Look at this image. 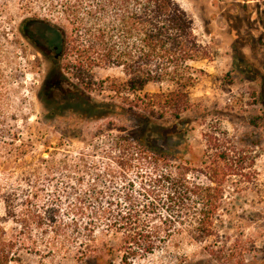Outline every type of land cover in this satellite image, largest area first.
I'll return each instance as SVG.
<instances>
[{"label":"trees","instance_id":"16d2710c","mask_svg":"<svg viewBox=\"0 0 264 264\" xmlns=\"http://www.w3.org/2000/svg\"><path fill=\"white\" fill-rule=\"evenodd\" d=\"M45 1L57 21L35 15L23 25L53 61L71 57L69 69L82 79L96 68H119L122 78L106 79L115 93L142 92L151 83L159 91L137 97L135 128L112 124L116 133L102 167L42 158L43 171L29 166L25 145L8 123L7 93L0 92V264H61L72 253L77 264H114L116 258L135 264L183 234L198 243L214 240L204 247L207 263L264 264L256 252L245 258L250 249L242 238L230 241L217 231L224 226L221 186L232 174L228 153L209 157L203 185L188 176L190 163L146 137L154 117L165 120L169 112L179 120L190 104L197 72L190 63L206 58L192 16L177 0ZM4 82L1 74L0 89ZM55 86L44 89L52 110L59 105ZM86 100L87 112L100 110L99 102Z\"/></svg>","mask_w":264,"mask_h":264},{"label":"rangeland","instance_id":"374dc122","mask_svg":"<svg viewBox=\"0 0 264 264\" xmlns=\"http://www.w3.org/2000/svg\"><path fill=\"white\" fill-rule=\"evenodd\" d=\"M177 2L192 16L206 58L190 63L197 70L196 81L188 88L190 104L181 118L174 120L169 112L165 120L154 117L146 137L190 163L188 176L203 185L209 183V157L228 153L232 174L221 186L224 226L217 231L230 241H246L250 252L245 258L250 261L254 252L264 256V0ZM49 8L45 0H0V75L5 81L0 92L7 93L8 123L20 135L31 168L43 171L42 158L59 164L96 161L100 168L110 135L116 133L110 130L112 124L127 131L135 128L140 111L134 102L142 93H157L159 86L115 93L106 79L122 78L119 68H96L82 79L69 69L71 57L53 61L41 42L26 37L30 28L23 25L35 15L55 20ZM48 83L58 84L53 90L59 104L55 110L44 94ZM86 97L99 102L95 114L87 112ZM110 104L116 105L114 112ZM202 159L207 162L200 166ZM213 242L178 235L135 264H213L204 261V247ZM72 256L61 264H77ZM118 262L116 258L114 264Z\"/></svg>","mask_w":264,"mask_h":264},{"label":"water","instance_id":"95a60500","mask_svg":"<svg viewBox=\"0 0 264 264\" xmlns=\"http://www.w3.org/2000/svg\"><path fill=\"white\" fill-rule=\"evenodd\" d=\"M55 57H57V54L55 55ZM181 126H183L184 125V122H181V123H179Z\"/></svg>","mask_w":264,"mask_h":264},{"label":"flooded vegetation","instance_id":"af4514ba","mask_svg":"<svg viewBox=\"0 0 264 264\" xmlns=\"http://www.w3.org/2000/svg\"><path fill=\"white\" fill-rule=\"evenodd\" d=\"M55 49V48H54Z\"/></svg>","mask_w":264,"mask_h":264}]
</instances>
